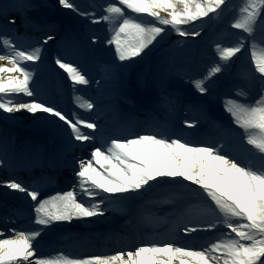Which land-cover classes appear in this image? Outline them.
Wrapping results in <instances>:
<instances>
[{
  "label": "snow or ice",
  "instance_id": "1",
  "mask_svg": "<svg viewBox=\"0 0 264 264\" xmlns=\"http://www.w3.org/2000/svg\"><path fill=\"white\" fill-rule=\"evenodd\" d=\"M57 3L60 9L91 19L74 0ZM44 6L41 0H10L0 7V29L11 27L19 33L22 28L42 34L30 51L14 43V36L4 38L9 51L0 55V61L5 62L0 64V111L30 114L46 133L43 142L29 141L20 147L18 164L34 166L57 138L60 144L49 158L53 164L59 166L67 146L91 149L90 158L74 157L67 190L56 189L44 176L31 183L15 178L0 181V187L29 198L34 223L39 226L38 230L13 229L10 238L0 239V264H264V54L250 51L251 79H239L233 71L235 60L255 44L264 50V0H248L242 18L231 25L240 30L241 37L232 46L216 43V55L195 76L188 77L186 83L195 90L194 99L171 82L173 77L183 80L187 75L185 65L175 59L168 60L150 84L137 82L145 91L143 97L136 95L127 69L152 52L170 30L178 38L201 37L203 29L189 32L183 26L224 12L226 0L109 3L107 14L92 20L111 26L105 44L112 47L116 60L104 67L100 79L90 77L75 61L66 60V56L89 57L100 38L91 36L84 44L78 37L56 31L42 15H32ZM50 41L62 52L55 57V65L68 73L74 86L96 85L94 100L79 105L94 112L95 119L81 118L66 111L55 97L42 95L33 83L35 72L22 66L23 62L43 63V49ZM10 96L28 100L7 99ZM217 100L220 113L214 108ZM142 105H148L144 119L137 116ZM186 106L195 110L194 116L184 113ZM161 109L169 117L163 123L152 115ZM204 125L216 128L212 140L185 138V129L196 132ZM237 139L241 146H235ZM0 151L5 155L0 167H11L8 153L16 151L15 143L10 144L7 137L0 139ZM161 186L187 188L202 198L214 219L180 222L174 209L175 231L166 239L140 242L111 255L61 252L45 257L33 243L52 229H89L111 217L116 203L131 205ZM225 229L220 240L199 250L190 244L180 246L176 239L178 234Z\"/></svg>",
  "mask_w": 264,
  "mask_h": 264
},
{
  "label": "rangeland",
  "instance_id": "2",
  "mask_svg": "<svg viewBox=\"0 0 264 264\" xmlns=\"http://www.w3.org/2000/svg\"><path fill=\"white\" fill-rule=\"evenodd\" d=\"M78 1L81 2V0H78ZM91 1L92 2H94V1L100 2L97 0H90V2ZM47 2H49V0H44V2H43V4L45 5L44 8L47 6L46 5ZM74 2L77 4V2L75 0H74ZM237 2H238L237 3L238 6L242 10V7L246 6V4L248 3V0H237ZM87 12L90 14L91 19L85 20L83 18V20H82L83 24L81 26V29L83 32H88L91 29H93L94 27L96 28V30L101 31L102 28L106 27V25L110 26L105 21H100L97 24L94 23L95 25H93V26L88 24V22L92 23L93 19H98L101 16V14H106V12H102V11L98 10L96 6H95V10L89 9V10H87ZM240 15L242 16L243 12L239 14V17H240ZM232 29H233V31L234 30L236 31L234 37H237V39L240 38L242 35L240 30H236L232 27L229 28L228 26H221L220 28H218V30L216 32L210 33V36H212V37L207 36L206 39H204L202 41L200 40L201 37L193 38V40L195 41V44L191 47H193L194 53L180 52L181 50L182 51L184 50L183 48L179 51L180 55L185 54L184 64L186 63V65H185L186 69H188L189 72L192 70H194V71L198 70L200 68L202 69L206 65V63L201 66V64H202L201 63L202 62L201 55H200V57H199V55L197 57L196 53H195L196 52L195 49H197V51L200 52L202 49L206 48L205 52H207L208 54H212L210 49H214V43L218 42L219 36H221L224 33L232 34L233 33V32H231ZM188 31L191 32V31H198V30H188ZM164 39H168L167 44L169 45L168 49L171 52V55L164 58L162 61H161V59H159L160 56H158V57L156 55L152 56V63H159L160 66H162V67H163L164 63L167 62L168 60L176 58V53L178 52V49H177L175 42H179L181 40H184V38H178L174 30H170L167 33V35H165ZM197 41H199V44H196ZM49 44H50V42H49ZM51 46H52V42H51ZM44 54H45V49H43V58H44ZM160 61H161V63H160ZM105 62H106V60H104V63ZM26 63L32 64L31 62H26ZM114 63H116V60H115V57L112 56V58H110V60H109V65L114 64ZM129 70H130V68L128 67L127 74L129 72ZM233 70L239 79L240 78L241 79H251L252 65L248 66L246 63H244V59H236L234 62ZM189 76H192V74L188 73L187 75L184 76L182 82L184 81L185 84L183 83L181 88H182V91H187L186 93L189 95V98L193 99L195 97V90L192 89L191 86L186 83ZM174 78L175 77H173L172 79H174ZM237 91H239V90H237ZM246 95H247V93H246ZM251 95L255 96V91H253ZM256 98L258 99V97H256ZM17 101L18 102H26L23 99H19ZM0 131H1L0 132V139H3L4 137L9 138V136H10L9 134H6L2 130H0ZM185 133L188 134L187 139L194 140L193 139L194 132L187 131ZM210 140H212V136L210 137L209 135H206V137H204V140H199V141H210ZM236 146H241L239 143V139H237V141H236ZM147 198H151V201H153V202H156L157 200H162L163 198H168L169 199L168 202H166L164 204H162V202L160 201V203L163 205V208H166L170 205L176 206L177 204H179L181 206L183 213L189 209V211L186 215L187 218H189L190 215L193 213V211L195 209H197L198 210L197 216H199L200 218H202V219H214V216L210 212L207 211L206 206L204 205L202 198L199 196L192 195L187 188H165L163 186L156 187V188L152 189L149 193H147L146 196L143 198V200L147 199ZM165 216L168 219L171 216V214L165 213ZM179 216L181 217V219L185 220V217L183 218L182 214ZM172 220L176 221L177 216L172 217ZM226 233H227V229H225L224 232L203 231V232L193 233L190 236L189 240L192 243H195L198 245V246H195L196 249H200L202 247L207 248L206 246H210V244L217 242Z\"/></svg>",
  "mask_w": 264,
  "mask_h": 264
},
{
  "label": "bare ground",
  "instance_id": "3",
  "mask_svg": "<svg viewBox=\"0 0 264 264\" xmlns=\"http://www.w3.org/2000/svg\"><path fill=\"white\" fill-rule=\"evenodd\" d=\"M114 1V0H113ZM204 2L205 3H207V0H204ZM72 14V13H71ZM144 19H150V18H148V17H145ZM84 37L88 40V36L86 35V33H84ZM167 40V39H166ZM165 39H163V40H161L160 41V44L159 45H157V47L156 48H154L153 50H156V49H158V48H160V49H162L163 48V44H164V42L166 41ZM230 43H234L235 44V42H236V39H234L233 38V41H229ZM233 44V45H234ZM98 45H97V43H96V45H95V47H97ZM152 50V51H153ZM252 50H255L256 51V54H259V55H261V54H264V50H262V46L261 45H259L258 43L257 44H255L254 45V47L252 48V49H250L249 51H245L244 52V54L245 55H250V51H252ZM94 51H97V50H94ZM111 51H112V54L114 55V53H113V49H112V47H111ZM106 52H108V51H104L103 50V53H106ZM150 56V53L143 59V60H139L138 61V63H136V64H134V65H131V68L134 70V72L136 73V70L137 69H139V68H142L143 67V65H146V61H147V58ZM2 63H5L4 61H0V64H2ZM67 85H68V88L70 87L71 88V92H74V88H76L77 86H78V84L77 85H73L72 84V81L70 80V82H68L67 83ZM79 87V90H81V91H84L85 93H87L89 96H90V98L92 99V100H94V98L96 97V94H97V91H96V85L95 84H92V85H89V86H84V85H79L78 86ZM23 99V100H25L26 102H27V100H28V98L27 97H25V96H10V97H7V99H11V100H16V99ZM90 99V100H91ZM87 101L86 100H84V99H81L80 100V104H83V103H86ZM79 104V105H80ZM81 109H86V108H81ZM87 110V109H86ZM93 117H95V115L94 114H92V117H91V114H90V112H87V114H84V117L82 116V118H85V119H91V118H93ZM0 118L1 119H4L5 121H7V122H5L4 121V125L5 126H8V127H11L13 130H15L16 132H18V133H21L22 132V130L25 128H31V129H35V128H38V129H40V130H43L40 126H39V124H38V122L30 115V114H27V113H17V114H14V115H11V114H6V113H4V112H2V111H0ZM144 119V118H143ZM1 127L3 126V124H1L0 125ZM44 131V130H43ZM45 132V131H44ZM27 138H29V137H27ZM29 141H31V139L29 140ZM34 141V140H33ZM15 142V141H14ZM26 143V142H25ZM22 146V145H21ZM99 146V145H98ZM71 149H72V147H71ZM12 152V151H11ZM0 158H2L1 156H0ZM35 168H37V167H39V163L38 162H36V164H35V166H34ZM34 167L32 166V167H24V169H23V171L22 172H19L18 170H16L15 171V175H16V177H18V178H32V177H34L35 176V174H36V172H35V170H34ZM1 168V167H0ZM6 170H8V171H10L8 168H6ZM1 172V171H0ZM10 174H12V172L10 171ZM72 176H73V174L70 172V178H72ZM4 179H6V177H4V176H2L1 174H0V181H2V180H4ZM0 193L1 194H4V195H6V196H9V197H13V198H16V199H18L19 201H20V203L22 204V205H25V206H29V207H32L31 205H30V201H29V198L28 197H26V196H24L23 194H19V193H15V192H12L11 190H8V189H6V188H4V187H0ZM29 201V202H28ZM10 203V205H15L16 204V202H13V201H10L9 202ZM116 206L114 205V208H115ZM146 210L149 212V213H152L151 211L152 210H154L153 208H152V206H147V208H146ZM146 211V212H147ZM4 216V214L0 217V219L2 218ZM27 219H33V212H31L30 213V215L27 217ZM116 218H114V220H115ZM120 219V218H119ZM193 219H202V218H200V217H194ZM113 220V221H114ZM5 221H7V220H5ZM164 223H165V221L163 220V219H161V220H158V221H151L150 222V225L151 226H155V225H158V224H163L164 225ZM175 230H171L170 229V231H167V234H165V236L166 237H162V235H164V233L163 234H161V236L160 237H158V236H154V239L153 240H155V241H163L164 239L163 238H167L168 237V234H170V233H173ZM89 235H96V231H92V233H88ZM8 235H9V233L8 232H6V233H4L3 235H0V239H5V238H7L8 237ZM179 235V234H178ZM80 236L81 235H79V238H80ZM84 236L82 235L81 236V238H83ZM107 239V237L106 238H103V241L104 240H106ZM128 239H130V238H128ZM161 239H163V240H161ZM177 239V241H178V243L180 244V246H183V245H185V244H190L189 242H187V240H184V239H186V237L185 236H182V237H179V238H176ZM152 240V241H153ZM139 243H132V245L130 246V247H134V246H136V245H138ZM190 245H192V244H190ZM194 246V245H193ZM130 247H128L127 249H124V250H128ZM206 247H208V246H206ZM71 248H69V250H70ZM196 250H199V249H196ZM44 251V250H43ZM45 251H47V250H45ZM44 251V252H45Z\"/></svg>",
  "mask_w": 264,
  "mask_h": 264
}]
</instances>
